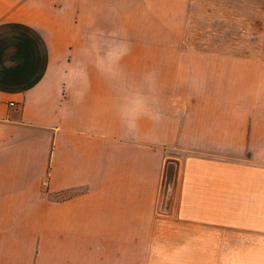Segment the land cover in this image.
<instances>
[{
  "label": "crops",
  "instance_id": "obj_1",
  "mask_svg": "<svg viewBox=\"0 0 264 264\" xmlns=\"http://www.w3.org/2000/svg\"><path fill=\"white\" fill-rule=\"evenodd\" d=\"M201 8L0 0V264H264V230L212 228L222 207L264 211V21L165 38V15L218 7Z\"/></svg>",
  "mask_w": 264,
  "mask_h": 264
},
{
  "label": "rangeland",
  "instance_id": "obj_2",
  "mask_svg": "<svg viewBox=\"0 0 264 264\" xmlns=\"http://www.w3.org/2000/svg\"><path fill=\"white\" fill-rule=\"evenodd\" d=\"M251 11H252V2ZM217 6V12L213 13H194V14H172L165 15V38L171 39H226V38H241V17H246L251 20L264 21V15H261L260 19H257V15H240V13L229 14L225 11L232 10L234 12L241 11V6L235 3L229 2L227 8H222V0H202V8L205 10H210V6ZM224 12V13H222ZM100 22V20H97ZM96 23L93 18H91V23ZM120 22V20H119ZM122 22H129L128 17H124ZM114 34L109 36L114 39ZM155 37L157 33L155 32ZM211 49V48H207ZM223 174H226L224 172ZM252 209V208H250ZM264 209V208H262ZM217 214V219H232V221H217L213 223V230L216 231H226L228 230H240V229H257L264 230V211L260 213V217H252V212L242 215V207H222L219 209ZM229 211V212H228ZM227 212V213H226ZM243 219H258L256 221H241ZM235 220V221H234Z\"/></svg>",
  "mask_w": 264,
  "mask_h": 264
},
{
  "label": "water",
  "instance_id": "obj_3",
  "mask_svg": "<svg viewBox=\"0 0 264 264\" xmlns=\"http://www.w3.org/2000/svg\"><path fill=\"white\" fill-rule=\"evenodd\" d=\"M177 170L178 161L169 157L166 158L163 166L159 199L156 207V210L159 213L168 214L170 211Z\"/></svg>",
  "mask_w": 264,
  "mask_h": 264
},
{
  "label": "built area",
  "instance_id": "obj_4",
  "mask_svg": "<svg viewBox=\"0 0 264 264\" xmlns=\"http://www.w3.org/2000/svg\"><path fill=\"white\" fill-rule=\"evenodd\" d=\"M10 104H13L12 102ZM47 185V181L46 180H43L42 182V186L45 187Z\"/></svg>",
  "mask_w": 264,
  "mask_h": 264
}]
</instances>
